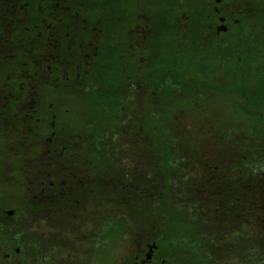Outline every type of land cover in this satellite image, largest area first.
Returning a JSON list of instances; mask_svg holds the SVG:
<instances>
[{
    "label": "rangeland",
    "instance_id": "374dc122",
    "mask_svg": "<svg viewBox=\"0 0 264 264\" xmlns=\"http://www.w3.org/2000/svg\"><path fill=\"white\" fill-rule=\"evenodd\" d=\"M176 1L92 0L82 23L70 0H15L103 40L77 91L48 61L25 73L22 109L0 69V264H264V174L240 166L264 149V0H197L187 28Z\"/></svg>",
    "mask_w": 264,
    "mask_h": 264
},
{
    "label": "flooded vegetation",
    "instance_id": "af4514ba",
    "mask_svg": "<svg viewBox=\"0 0 264 264\" xmlns=\"http://www.w3.org/2000/svg\"><path fill=\"white\" fill-rule=\"evenodd\" d=\"M50 0H42V3L50 4ZM74 4H78L79 8L82 6L80 0H70ZM35 6L33 13V21L31 18L22 11L20 2L17 3L16 10H12L15 4V0H0V11L3 16L0 18V65H7V70L2 71L10 73L15 81L19 83L15 86L18 95L13 97L12 106L18 109H22L23 106L19 104V96L23 98L26 96L25 86L20 83H26V75H31V79L35 81L34 74L43 72L42 63L48 61L53 63V70L48 72L50 74H58L60 76V83L63 84L64 80H68L63 89L67 92L79 87L82 82L91 78V70L97 57L100 53L96 54L92 52L95 45L100 47L102 40H94L90 37V33L87 27L84 25H75V21L72 19V15L65 17L63 15H57L54 19L52 12L47 11L43 5ZM76 11V9H75ZM62 14V9H61ZM77 12V11H76ZM81 22H86L87 19L82 16ZM27 24H31V34L27 31ZM74 27L76 28V34H74ZM100 32V30H98ZM65 54L69 57L68 63L70 68L64 67L57 57ZM40 62V67L37 69V63ZM26 65V67H25ZM15 66H24L22 73L15 72ZM69 76H71L69 80ZM90 77V78H89ZM127 89V88H126ZM6 91V89H2ZM14 104V105H13ZM18 104V105H17ZM10 106L11 108H13ZM4 108H9L5 106ZM27 112L36 111L34 106L27 105L24 107ZM14 109V108H13ZM45 111V110H44ZM52 107L48 109V112H52ZM14 117V116H13ZM17 121H22L21 119ZM51 141L54 139L50 137ZM57 142V139L55 140ZM106 145L110 144V137H107ZM20 152L10 153L11 159L7 164H11V168H16L20 165L19 162H15V157H18ZM47 189L45 186L42 190ZM2 201L0 202V218L9 219L7 214L14 213L13 209L2 210Z\"/></svg>",
    "mask_w": 264,
    "mask_h": 264
},
{
    "label": "trees",
    "instance_id": "16d2710c",
    "mask_svg": "<svg viewBox=\"0 0 264 264\" xmlns=\"http://www.w3.org/2000/svg\"><path fill=\"white\" fill-rule=\"evenodd\" d=\"M86 1H88V0H86ZM179 1L182 4V1L178 0V1H176V3L178 4L176 7L179 6ZM191 1L193 2V5H194L193 7L194 8L189 7V4L191 3ZM59 3L61 5L60 0H59ZM92 6H93L92 0H89L87 3L83 4L80 8H79L78 4H75V9L77 11L78 19H81L82 16H83L87 20H90L89 17H88V13L91 11ZM191 9L198 11L197 0H185V13L184 12H179L178 13L182 25L185 26L186 28L189 25V19H190L189 12H191L190 11ZM142 12H140V14L143 17V20L139 23V29L142 31L144 37L147 38V37L150 36V32H151V29H150V17L146 16L143 10H142ZM194 20L191 22L190 25L193 24ZM163 24L164 25H170L171 27L174 26V22L173 21L165 20V19H163ZM0 49H1V47H0ZM3 66L8 67L7 65H3ZM14 89H16L15 86L10 87V90H14ZM256 139L260 140V138H256ZM114 151H119V150L116 149ZM237 156L238 157L234 161L230 162L231 165L235 166V165L238 164L240 152H237ZM248 159L250 160V162L248 161ZM240 166L243 167V170H244V172H241V175L243 177H244V173H245L247 176H252V177H255V178H261L262 175L264 174V149L261 150V152L257 151L256 154L250 155V158L246 157V159L244 160V164L240 163ZM132 192H133V189H132ZM140 193H142V189H140ZM144 193L145 192H143V194ZM196 211H199V209H196ZM206 222H207V224H211L210 220H206ZM201 226H203V220L201 221ZM233 228H242V227L237 222ZM188 235L192 236V234H188ZM205 243H207V242H205Z\"/></svg>",
    "mask_w": 264,
    "mask_h": 264
},
{
    "label": "water",
    "instance_id": "95a60500",
    "mask_svg": "<svg viewBox=\"0 0 264 264\" xmlns=\"http://www.w3.org/2000/svg\"><path fill=\"white\" fill-rule=\"evenodd\" d=\"M218 1H219V0H216V2H218ZM218 29H219V30H222V29H224V26H220V27L218 26Z\"/></svg>",
    "mask_w": 264,
    "mask_h": 264
}]
</instances>
